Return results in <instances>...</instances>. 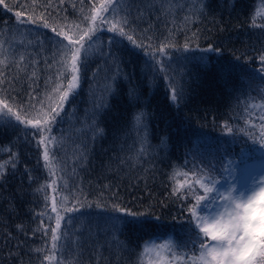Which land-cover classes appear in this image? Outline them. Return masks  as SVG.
<instances>
[{"label":"trees","instance_id":"obj_1","mask_svg":"<svg viewBox=\"0 0 264 264\" xmlns=\"http://www.w3.org/2000/svg\"><path fill=\"white\" fill-rule=\"evenodd\" d=\"M6 2L12 11L0 6V60L6 62L0 64V97L25 119L36 118L30 105L47 119L59 102L53 90L58 84L66 89L71 78L67 72L61 75L59 63L58 42L69 40L56 33L78 40L89 26L85 16L90 19L93 6L99 9L105 0ZM204 3L201 13L198 0H114V12L102 13L108 22H95L98 31L88 41L75 95L51 131L43 133L56 138L47 144L52 167L45 166L40 132L14 117L9 119L15 128L0 124V264H138L146 241L188 240V209L194 200L172 195L174 169L231 162L239 178L249 161L262 157L259 145L242 153L239 140L242 127L252 130L245 118L252 117L259 132L264 112L258 106L264 96V0ZM17 11L23 12L22 20L35 22L17 24ZM125 16V31L143 47L108 31L109 22ZM163 44L170 46L162 55ZM209 45L219 51H204ZM172 87L183 88L178 103L170 101ZM101 97L106 109L96 107ZM225 123L239 135L228 133ZM64 197L66 207L76 211L59 207L68 236L56 253L52 201ZM114 205L146 213L154 227L125 230L111 219L120 216L112 211ZM178 252L191 255L192 249ZM48 255L55 259L45 260ZM185 261L181 254L172 264ZM144 264H157L154 255Z\"/></svg>","mask_w":264,"mask_h":264},{"label":"snow or ice","instance_id":"obj_2","mask_svg":"<svg viewBox=\"0 0 264 264\" xmlns=\"http://www.w3.org/2000/svg\"><path fill=\"white\" fill-rule=\"evenodd\" d=\"M198 2L200 8L197 11L202 13L206 5L204 0H198ZM0 6H3L9 12L12 11V6L6 0H0ZM104 12H114V0H105L99 9L93 6L91 18L89 19L85 16L89 26L78 40L73 41L63 32L56 33L69 40L67 45H63L62 41L58 42L61 44L59 63L62 66L61 75L67 72L71 74V78L68 80L66 89L58 84L57 88L53 90L58 94L59 102L50 109V113L46 114L48 116L47 119L40 117V111L35 109L34 105L29 107L36 112V118L25 119L18 111L14 110L8 99L0 97V124L15 128L16 125L12 124L9 119L14 117L19 124L31 125L40 132L42 135L38 143L44 146L43 159L46 167H52L47 144L54 143L56 138L45 137L43 133L51 131V124L55 122L56 117L61 115L65 103L69 102L70 97L75 95L79 87L81 71L87 63L88 41H91L96 31H98L95 22L97 20L101 23L108 22L107 17L102 15ZM15 15L17 24L35 22L34 20H22L23 12L21 11H17ZM109 23L108 31L116 32L120 36H127V39L134 46L143 47V45L137 44L133 37L125 31L123 25L128 24L127 16ZM253 24H255V16H253ZM44 27H48V24L45 23ZM195 35L194 33L193 36L195 37ZM169 46L168 44L161 45L159 52L162 55L165 54ZM184 48L188 50L189 44L186 43ZM204 51H219V49L209 45ZM200 61L204 62L206 66L204 57H200ZM260 61L264 64V54L260 56ZM5 63L4 60H0V64ZM158 63L161 64L162 70H165L163 61H158ZM16 66L19 67L18 64ZM260 71L264 72V68ZM2 75L3 73L0 72V76ZM59 78L57 77V79ZM2 83L3 81L0 80V84ZM134 91V89L131 90L129 94L132 95ZM183 95L182 87L180 89L176 87L170 89V101L172 103H178L183 99ZM261 101L262 103L258 106L264 108V96H261ZM256 106L250 105V107ZM96 107L97 109H106L108 107L103 97H101V102ZM24 111L22 107L19 109V112ZM25 115H28V113L25 112ZM135 119L138 123L141 122L140 115H137ZM259 120V132H255V121L250 116L245 118L244 124L249 125L252 130L250 131L248 128L243 127L240 129V133L243 135V138L239 140V143L243 145L240 149L242 153L245 150L249 152L257 150L255 148L256 145H259L260 149H264V112L259 115ZM224 127L228 133L239 135L227 123H225ZM249 142L251 143L249 144ZM12 163L13 167H15L14 160ZM201 163L203 167H196L195 170L181 171L174 169L170 176V180L174 181L171 190L172 195L181 199L191 196L194 200V203L188 209L191 215V220L188 221V227L185 230L188 240L181 243L169 238L159 244L146 241L138 253V264H144L145 257L153 255L157 264H172L177 259V256L181 254L186 257L185 264L188 261L191 264H264V167L259 170L248 171L243 179H240L234 175L231 162L219 165L203 161ZM3 169L4 165L0 164V174L3 173ZM52 174L55 175L54 169ZM180 176L184 177L183 181L177 179ZM29 178L31 179V177ZM55 183L56 181L53 180V184ZM48 187H52V185H48ZM42 190H44L43 186L38 189V191ZM66 202L67 197L61 200L53 199L52 201V212L56 213V226L51 227L50 231L52 250L56 253H59V250L66 246L62 242L66 241L68 236V233L61 228V221L65 220V217L60 215L59 207H64L65 212L76 211L75 206L71 209L67 208ZM112 211L119 213L120 216L112 217L111 219L121 223L125 230L143 231L146 228L154 227L149 223L150 217L146 213L133 212L126 207L117 205L113 206ZM71 219V217H67V220ZM189 246L192 249L191 255L187 252H178V249H185ZM37 251H43V249H38ZM44 259L51 261L55 257L48 255ZM57 264H63V262L57 261Z\"/></svg>","mask_w":264,"mask_h":264},{"label":"rangeland","instance_id":"obj_3","mask_svg":"<svg viewBox=\"0 0 264 264\" xmlns=\"http://www.w3.org/2000/svg\"><path fill=\"white\" fill-rule=\"evenodd\" d=\"M64 31V30H63ZM65 32V31H64ZM68 37L70 38V35L68 34ZM248 162V161H247ZM261 167H264V154L262 155L261 158H259L256 161H249L246 165V167L244 168L245 171L243 170V174L241 176H239L240 179H243V177L246 175V173L248 171L251 170H259ZM189 264H191V262H189Z\"/></svg>","mask_w":264,"mask_h":264}]
</instances>
